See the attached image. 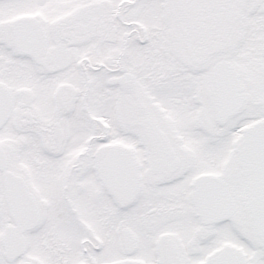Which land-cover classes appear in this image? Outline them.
Here are the masks:
<instances>
[{"label": "snow or ice", "instance_id": "obj_1", "mask_svg": "<svg viewBox=\"0 0 264 264\" xmlns=\"http://www.w3.org/2000/svg\"><path fill=\"white\" fill-rule=\"evenodd\" d=\"M0 264H264V0H0Z\"/></svg>", "mask_w": 264, "mask_h": 264}]
</instances>
